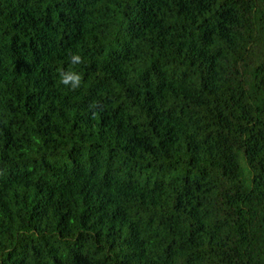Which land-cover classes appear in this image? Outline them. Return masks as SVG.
Instances as JSON below:
<instances>
[{
  "label": "trees",
  "instance_id": "1",
  "mask_svg": "<svg viewBox=\"0 0 264 264\" xmlns=\"http://www.w3.org/2000/svg\"><path fill=\"white\" fill-rule=\"evenodd\" d=\"M0 264H264V0H0Z\"/></svg>",
  "mask_w": 264,
  "mask_h": 264
},
{
  "label": "clouds",
  "instance_id": "2",
  "mask_svg": "<svg viewBox=\"0 0 264 264\" xmlns=\"http://www.w3.org/2000/svg\"><path fill=\"white\" fill-rule=\"evenodd\" d=\"M70 63L74 66L72 69L61 70L59 72V83L70 90H76L82 85V73L76 70L75 66L85 63L84 57L79 52L70 54ZM93 107H96L93 105Z\"/></svg>",
  "mask_w": 264,
  "mask_h": 264
}]
</instances>
